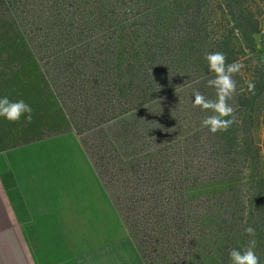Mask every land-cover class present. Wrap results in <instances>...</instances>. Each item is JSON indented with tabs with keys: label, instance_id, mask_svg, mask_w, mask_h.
Here are the masks:
<instances>
[{
	"label": "trees",
	"instance_id": "16d2710c",
	"mask_svg": "<svg viewBox=\"0 0 264 264\" xmlns=\"http://www.w3.org/2000/svg\"><path fill=\"white\" fill-rule=\"evenodd\" d=\"M260 1L0 0V97L33 109L30 123L0 117V151L32 125L72 130L145 260L231 264L254 238L264 264ZM217 51L253 64L234 76L236 121L213 134L192 103L195 90L216 99ZM213 182L227 185L187 194Z\"/></svg>",
	"mask_w": 264,
	"mask_h": 264
},
{
	"label": "crops",
	"instance_id": "0c3cea01",
	"mask_svg": "<svg viewBox=\"0 0 264 264\" xmlns=\"http://www.w3.org/2000/svg\"><path fill=\"white\" fill-rule=\"evenodd\" d=\"M84 161L0 152V264H147L129 233L103 227L111 213Z\"/></svg>",
	"mask_w": 264,
	"mask_h": 264
},
{
	"label": "clouds",
	"instance_id": "9594fccd",
	"mask_svg": "<svg viewBox=\"0 0 264 264\" xmlns=\"http://www.w3.org/2000/svg\"><path fill=\"white\" fill-rule=\"evenodd\" d=\"M205 59L209 72L214 74L213 78L207 80V86L215 89L216 99H209L199 90H195L192 106L212 113L202 120L203 127L208 128L213 134L225 132L236 121V110L228 101L236 95L237 82L234 76L241 72L244 65L238 61L227 63L226 55L220 51L205 53ZM246 83L248 91L255 94V83L252 81ZM32 113V106L23 99L13 101L7 95L0 97V117L13 123L23 117L30 123L33 119ZM245 232L255 237L254 227L247 226ZM256 245L257 241L253 238L242 249L231 248L229 250L231 264H260V258L255 252Z\"/></svg>",
	"mask_w": 264,
	"mask_h": 264
},
{
	"label": "rangeland",
	"instance_id": "374dc122",
	"mask_svg": "<svg viewBox=\"0 0 264 264\" xmlns=\"http://www.w3.org/2000/svg\"><path fill=\"white\" fill-rule=\"evenodd\" d=\"M259 10H260L261 25L263 28L262 33H263L264 32V0H261L259 2ZM261 46L262 45L259 43L258 47L261 48L263 52L261 51V54L257 52L258 58L260 57L264 58V48H262ZM243 60L244 61L242 62V64L245 66V68H249L252 66L253 62L249 60L248 57L245 56ZM18 142L20 143L11 145V147L7 150H10L11 152H17L20 155H22L24 158L33 159V160L43 159V158H49V159L78 158L79 160H85L80 165H83V168H85L87 174L90 175L91 172L95 174L96 192L98 190L97 182H99L101 186V190H102L101 202L103 205L102 207L104 208L103 212L106 213V210L108 209L111 213L109 219H107L108 216H105V214H103V227L105 221L110 225V227L113 226V237H121L129 233L118 210L113 206V201L111 200L108 191L104 187V184L100 179L97 169L90 160L89 153L86 151L84 145L82 144L81 139L74 131L72 130L61 131V132L47 131L46 127L40 130L32 125L28 128L27 133H25L24 131L23 136ZM226 185H227L226 182H213V183L195 185L187 189V194L189 196H197L204 193L216 192L223 189ZM135 244L138 246L139 250L141 251V248L136 241ZM145 261L147 264H166L165 259H156L155 261H151V262L149 261V259L148 260L146 259Z\"/></svg>",
	"mask_w": 264,
	"mask_h": 264
}]
</instances>
